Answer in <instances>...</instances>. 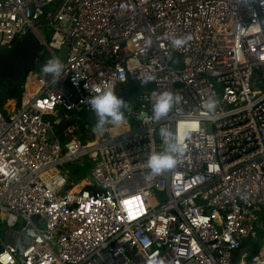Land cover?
Listing matches in <instances>:
<instances>
[{
	"label": "built area",
	"instance_id": "obj_1",
	"mask_svg": "<svg viewBox=\"0 0 264 264\" xmlns=\"http://www.w3.org/2000/svg\"><path fill=\"white\" fill-rule=\"evenodd\" d=\"M28 32L63 71L31 70L0 107V264H264V0H0V51ZM147 75L131 130L57 134L82 114L95 127L89 98ZM165 91L179 100L152 120ZM161 128L184 150L152 176ZM85 155L89 181L66 188Z\"/></svg>",
	"mask_w": 264,
	"mask_h": 264
},
{
	"label": "clouds",
	"instance_id": "obj_2",
	"mask_svg": "<svg viewBox=\"0 0 264 264\" xmlns=\"http://www.w3.org/2000/svg\"><path fill=\"white\" fill-rule=\"evenodd\" d=\"M174 43L179 46L183 41L175 40ZM42 70L46 74L60 77L63 71V64L60 60L53 58L42 66ZM152 79H154L152 75H147L142 78V83H147ZM178 100L179 97L174 96L170 91L159 93L152 105V116L150 119L159 121L161 118L166 117ZM88 103L98 117L93 129L98 134L103 133L106 125L119 126L126 119L124 109L128 105L124 99L111 89L92 96L89 98ZM206 107L210 112L213 111L215 109V102L209 100ZM160 135L164 137L165 150L151 154L146 162L152 176L160 175L165 171L175 168L177 164L176 154L182 153L184 150L183 146L175 141L169 129L161 128Z\"/></svg>",
	"mask_w": 264,
	"mask_h": 264
},
{
	"label": "rangeland",
	"instance_id": "obj_3",
	"mask_svg": "<svg viewBox=\"0 0 264 264\" xmlns=\"http://www.w3.org/2000/svg\"><path fill=\"white\" fill-rule=\"evenodd\" d=\"M40 29L45 32V34H47L44 25H42L40 27ZM149 84L147 83H136V89L138 92H141L143 89H149ZM122 90V91H121ZM121 90H119V96L122 97L124 95L125 92L128 91L127 87H125V85L121 86ZM117 91V90H116ZM117 93V92H116ZM123 94V95H122ZM122 95V96H121ZM126 102V101H125ZM10 103V102H9ZM125 112V125L126 127H128L127 130H131L135 125L137 126L139 124V121H137V119L135 118V116L130 117L127 115V110L124 109ZM82 118L77 119V120H73L72 124H71V132L68 133L67 132V141H76L77 143L81 144L82 146H84L86 144V140L87 139H95L96 135L93 132V125H89V127L87 128L85 126V124L89 123V118L86 117V114H82L80 115ZM65 142V143H66ZM94 158L90 155H85L83 157V159L80 161H78V163H68L66 165H64L66 173L68 175V177H70V173L72 171H74L75 169H79V171L77 172V176L73 177V178H77L79 176L82 175L83 173V177L82 180H86L89 171L91 170L93 164H94ZM71 178V177H70ZM84 183V181L82 182ZM70 185V181L68 180L67 184H66V188ZM10 225H14L9 221V216L4 215V214H0V238L4 237L5 235V231L10 228L8 226Z\"/></svg>",
	"mask_w": 264,
	"mask_h": 264
},
{
	"label": "water",
	"instance_id": "obj_4",
	"mask_svg": "<svg viewBox=\"0 0 264 264\" xmlns=\"http://www.w3.org/2000/svg\"><path fill=\"white\" fill-rule=\"evenodd\" d=\"M48 19L42 20L38 25H44ZM41 52V45L31 32L25 34L18 46L6 51H0V78L17 82L25 70H40L44 65L37 59ZM90 117L89 114L86 115ZM140 119L141 115L135 116Z\"/></svg>",
	"mask_w": 264,
	"mask_h": 264
},
{
	"label": "trees",
	"instance_id": "obj_5",
	"mask_svg": "<svg viewBox=\"0 0 264 264\" xmlns=\"http://www.w3.org/2000/svg\"><path fill=\"white\" fill-rule=\"evenodd\" d=\"M46 57L47 55L41 51L39 53V55L37 56V59L44 63L46 61ZM30 69H27L23 72L22 77L19 81L17 82H13L11 80H3L0 78V107L3 106L8 100H16L19 101L22 95V84L24 82V79L26 77V75H28V73L30 72ZM125 85V87H127L128 91L124 93V95L121 97L122 99H124L126 101V103L132 101L137 94L139 93L136 89V83H125L122 84ZM120 85L116 90V94L119 96V90H121V86ZM122 91V90H121ZM72 124V121H66V122H61L59 123V125L56 126V132L57 134L60 136V138H63V130L66 129L68 126H70ZM79 171V169H75L74 171H72L70 173V177H69V181L73 182V184H76V182H78L80 179H82L83 177V173L81 176L77 177V178H73L77 176V172ZM72 184V185H73ZM71 184L67 187V188H71L72 186Z\"/></svg>",
	"mask_w": 264,
	"mask_h": 264
},
{
	"label": "bare ground",
	"instance_id": "obj_6",
	"mask_svg": "<svg viewBox=\"0 0 264 264\" xmlns=\"http://www.w3.org/2000/svg\"><path fill=\"white\" fill-rule=\"evenodd\" d=\"M10 103H12V102H10ZM124 125H125V123H123V124H121V125H119V126H115V127H114L113 125H109V126L106 127V130H109V132H110V131L114 132V131H117V128L120 127V126L123 127V129H126L127 127L124 126ZM106 130H104V133H106ZM79 149H80V148H78L77 145H76V146H73L72 149H71V152H72V153H76ZM55 172H56V169H55L54 167H51L50 169H48V170H46L45 172L42 173V177H43L44 179H47V178L50 177V175L54 174ZM83 181H84V183H85V182H88V181H89V177H87L86 180H81V181L79 180V181L77 182L76 186L73 187V191H76L80 185L84 184V183H82ZM242 262H243V260L240 261V264H241Z\"/></svg>",
	"mask_w": 264,
	"mask_h": 264
},
{
	"label": "crops",
	"instance_id": "obj_7",
	"mask_svg": "<svg viewBox=\"0 0 264 264\" xmlns=\"http://www.w3.org/2000/svg\"><path fill=\"white\" fill-rule=\"evenodd\" d=\"M3 238L4 237L0 238V249L2 248V244H1L2 242L1 241H3Z\"/></svg>",
	"mask_w": 264,
	"mask_h": 264
}]
</instances>
